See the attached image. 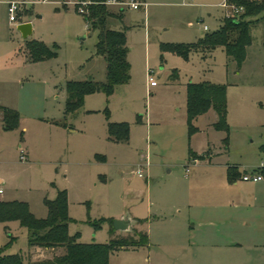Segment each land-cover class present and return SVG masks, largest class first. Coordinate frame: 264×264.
Here are the masks:
<instances>
[{
  "label": "rangeland",
  "instance_id": "rangeland-1",
  "mask_svg": "<svg viewBox=\"0 0 264 264\" xmlns=\"http://www.w3.org/2000/svg\"><path fill=\"white\" fill-rule=\"evenodd\" d=\"M7 1L0 0V104L18 111L20 123L6 129L0 116L1 199L27 202L36 217L44 218L48 215L45 200H54L60 190H67L73 219L70 234L80 233L84 243L123 237L142 242L141 233L194 226L189 212L175 211L172 198L173 189H187L186 170L192 171L196 162L192 151L200 156L198 162L213 159L218 163L202 171L208 187H217L213 178L225 176L228 166L242 175L246 167L260 165L264 156L263 20L252 25L253 41L238 68L221 47L211 53L192 51L188 59L162 48L193 44L218 30L228 10L225 0H140L141 9L124 11L106 4L116 11L111 27L127 33L131 79L110 97L102 91L88 94L84 106L68 114V81L91 77L106 81L107 62L96 55L98 31L90 30L83 14L67 4L77 0H27L15 21ZM26 21L33 26L27 40L18 29ZM32 40L44 42L57 55L29 60L27 43ZM150 76L157 81L155 85ZM204 81L227 84L229 130L215 127L216 113L211 109L194 121L200 131L190 135L188 85ZM109 121L128 122L129 140H110ZM139 168L144 174L136 173ZM253 187L252 182H239L236 190L241 204L215 207L210 214L221 221V229H228L229 221H238L244 231L242 246L223 244L221 251L245 264L264 261V205L250 197ZM132 217L139 220L132 222L131 230L115 228V220ZM212 225L216 226L209 221L195 223V228ZM194 241V250L203 245L201 240ZM29 248L28 228L17 220L0 222L4 253L27 254ZM174 254L150 246L149 240V244L113 253L110 264L185 263Z\"/></svg>",
  "mask_w": 264,
  "mask_h": 264
},
{
  "label": "trees",
  "instance_id": "trees-1",
  "mask_svg": "<svg viewBox=\"0 0 264 264\" xmlns=\"http://www.w3.org/2000/svg\"><path fill=\"white\" fill-rule=\"evenodd\" d=\"M64 1V0H63ZM83 16L90 30L98 31L96 55L102 56L107 62V78L97 82L92 77L85 80H70L66 84L68 114L80 110L88 94L98 91L111 96L120 85L129 83L131 79L130 47L125 30L111 27L110 18L116 13L106 5V0H91ZM230 4L244 7V11L236 17H226L222 26L207 32L198 42L193 44H166L163 50L190 57L192 51L211 53L221 47L227 56L232 58L238 68L247 59L248 47L252 44V25L264 21V0H228ZM248 16H259L256 20H248ZM29 59L37 62L57 55L56 51L42 41L32 40L27 43ZM227 84L213 82H190L188 85V125L190 135L198 131L194 121L213 109L218 120L217 128H226L228 117ZM3 113L4 127L14 129L19 126L18 111L0 106ZM131 127L128 122L108 123V138L115 142L128 141ZM228 141V137L226 138ZM264 152V143L261 146ZM200 156L191 152V159ZM264 174V169H262ZM241 173L229 169L230 180H235ZM48 215L38 218L24 201H6L0 197V222L17 220L29 231V252L27 254H6L0 249V264H110L113 253L149 244V235L141 233L143 241L123 237L108 243H84L80 233L70 234L69 225L73 221L69 212V195L67 190H60L56 199H46ZM139 220V219H138ZM45 251L46 255L34 258L35 251ZM34 258V259H33Z\"/></svg>",
  "mask_w": 264,
  "mask_h": 264
},
{
  "label": "crops",
  "instance_id": "crops-1",
  "mask_svg": "<svg viewBox=\"0 0 264 264\" xmlns=\"http://www.w3.org/2000/svg\"><path fill=\"white\" fill-rule=\"evenodd\" d=\"M121 9L122 11L125 10L123 8ZM112 11L116 13L115 10ZM26 53H27V58L29 59L28 50L26 51ZM0 106H6V105L0 104ZM0 116L1 118H3V113L1 109H0ZM217 120H218V116L216 114L215 122ZM198 131H200L199 127H198ZM209 145L207 146L208 148ZM208 148L203 149L202 152H205L206 150H208ZM22 151H24V148H22ZM195 161L196 162L193 163L189 162L192 163L193 165L192 171L190 170L189 167H187L188 170H186L187 176L185 179V183L187 185V189L183 188V186H179L173 189L172 191L173 194L172 198L174 201L173 207L175 208V211L180 214L183 211L189 212V214H191L190 221H192V224H194V226H191L186 230L180 226V227H163L159 229L156 233L150 231L148 233L150 246L155 244L160 249H163L165 251L175 252L176 255L174 254L173 257L178 261L185 262L184 264H245L236 261L235 258L221 251L223 244L233 247L242 246L244 242L242 239L244 236L243 235L244 231L238 225V221H232V222L229 221L230 227H228V229H221V221L215 220L210 215L212 208L237 207L241 204L239 202V196L236 190V185L239 182L244 181L242 179L243 174L242 175L240 174L233 181L230 180L229 178L230 166H228V170L225 176L223 174L221 178H215V177L213 178L214 180L213 183H216L217 187H213V186L208 187L205 178L202 176V171L204 173L210 168H215L218 166V163H215L213 159L210 162H198V159ZM254 166L255 167H246L244 171L257 168L256 165ZM143 167L145 170L144 173L146 174L145 164L143 165ZM245 182H249V181H245ZM252 183H254V187L250 192V197L255 200H258L264 205V180L259 182H252ZM186 191H188V193H186ZM132 220L134 222L137 221L138 218L132 217ZM207 221H209L210 224H214V225H216L217 222L218 223L216 225L217 227L212 225L202 228L200 230H197V228H195V223L203 224L204 222L207 223ZM194 240L197 241L201 240L199 242H203V245L202 246L199 245L197 247L198 248L197 250H194V247L191 246V244L195 243ZM187 249L192 250L193 253L190 254L183 252V250H187ZM206 250H208V252ZM41 251L42 250L35 251L34 258H37V256H39V252ZM42 255L45 256L46 253ZM259 264H264V261L260 260Z\"/></svg>",
  "mask_w": 264,
  "mask_h": 264
},
{
  "label": "built area",
  "instance_id": "built-area-1",
  "mask_svg": "<svg viewBox=\"0 0 264 264\" xmlns=\"http://www.w3.org/2000/svg\"><path fill=\"white\" fill-rule=\"evenodd\" d=\"M43 1H49V0H43ZM29 1L27 0H8L9 3V13H10V18L12 21L17 20L16 12L19 11L20 7L23 4L28 3ZM91 0H77L76 2H68L67 4H73L71 6H74L76 10L79 12L86 13L88 5L91 3ZM106 4L109 5H117L121 6L123 9L129 8V9H134L138 10L140 9L144 3L140 0H106ZM223 5L228 9L226 13V17H236L239 14H241L244 11V7H238L234 4H230L228 0H225ZM125 6V7H124ZM205 29L208 30V26H205ZM150 83L151 85H155L157 81L153 76H150ZM23 158H25L23 156ZM262 169H264V156L261 159L260 165L257 167V169H253L251 171L247 170L245 173L242 175V179L244 181H249V182H259L264 180V174L262 172ZM188 170V169H187ZM144 170L143 168H139L136 170L137 174H143ZM3 190L0 189V193H2Z\"/></svg>",
  "mask_w": 264,
  "mask_h": 264
},
{
  "label": "water",
  "instance_id": "water-1",
  "mask_svg": "<svg viewBox=\"0 0 264 264\" xmlns=\"http://www.w3.org/2000/svg\"><path fill=\"white\" fill-rule=\"evenodd\" d=\"M18 29L21 32L24 39H28L32 32H33V26L31 22H24L18 25ZM132 218H122L115 220V228L121 231H129L132 229Z\"/></svg>",
  "mask_w": 264,
  "mask_h": 264
}]
</instances>
